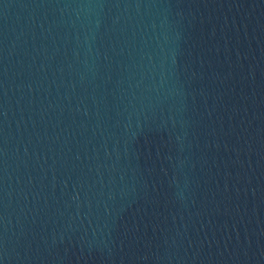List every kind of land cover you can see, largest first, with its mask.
I'll list each match as a JSON object with an SVG mask.
<instances>
[{
    "label": "water",
    "instance_id": "water-1",
    "mask_svg": "<svg viewBox=\"0 0 264 264\" xmlns=\"http://www.w3.org/2000/svg\"><path fill=\"white\" fill-rule=\"evenodd\" d=\"M0 264H264V0H0Z\"/></svg>",
    "mask_w": 264,
    "mask_h": 264
}]
</instances>
